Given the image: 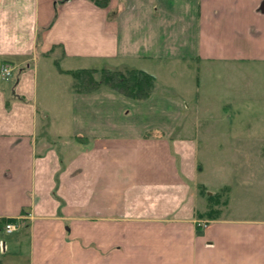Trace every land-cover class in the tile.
<instances>
[{
  "label": "crops",
  "instance_id": "obj_1",
  "mask_svg": "<svg viewBox=\"0 0 264 264\" xmlns=\"http://www.w3.org/2000/svg\"><path fill=\"white\" fill-rule=\"evenodd\" d=\"M102 1L0 0V70H14L9 81L0 74V226L20 224L13 246L0 240V254L15 252L27 229L30 264H264V218H228L197 206L189 180L205 167L188 158L181 129L203 123L209 137L214 115L202 114L209 108L196 103L174 115L172 155L165 139L118 131L121 94L103 85L79 93L72 83V126L51 131L38 76L41 70L51 78L57 61H105L111 70L154 76L151 101L163 63H264V0ZM76 70L87 69L58 73ZM106 106L110 115L97 121ZM222 129L230 135L229 126ZM162 159H172L171 168Z\"/></svg>",
  "mask_w": 264,
  "mask_h": 264
},
{
  "label": "rangeland",
  "instance_id": "obj_2",
  "mask_svg": "<svg viewBox=\"0 0 264 264\" xmlns=\"http://www.w3.org/2000/svg\"><path fill=\"white\" fill-rule=\"evenodd\" d=\"M102 3L107 4L105 0ZM56 63L57 66L50 64L53 73L51 78H47L45 73L39 71V101L48 107L47 111L43 109L42 115L44 114L45 122L50 125L49 129L62 131L63 127L66 130L72 126V96L68 87L72 83L74 87L75 79L68 74L60 75L59 68L80 67L96 70L98 71L96 78L100 80L101 71L111 70L108 67L114 64L105 61L68 64L64 60ZM11 77L8 80L3 79L9 81ZM157 78H159L157 91L151 101L133 100L123 97L122 94L118 95V110L114 114L117 115L115 121L117 118L118 131L124 135H131L132 138H136L135 140L165 139L171 144V153L174 155V115L181 107L186 111L188 107H195L196 103L203 109L209 108L206 112L202 111L205 119L211 114L214 115L210 123L211 129L215 132L212 131L209 137L202 134L203 123L196 125L192 131L189 126L181 129L183 134L181 141L192 150L188 158L200 161L205 167L204 170L199 169L195 177L189 180L198 195L197 206L203 204V209L208 214L215 215L221 212L222 216L228 218H264V63L223 65L217 62L211 64L192 61H177L174 64L166 62L160 65ZM196 82L199 84V91L194 95L190 90L194 89L192 87L196 86ZM88 86L86 84V87ZM238 89L240 95L235 91ZM183 91L185 92L182 93ZM182 97L186 99L185 102L182 101ZM108 107L106 106L104 110L101 108V113H95L97 121L105 122L106 117L110 115L107 112ZM124 109L129 111L128 116L122 113ZM215 115L224 116L223 121L216 120ZM86 122L94 121L87 118ZM225 125L229 126L230 135L223 134L222 128ZM126 128L132 131L126 133ZM199 144H202L201 147ZM176 161L179 163L178 158ZM161 163H165L163 167L169 169L173 160L166 163L162 159ZM202 185L207 191L201 188ZM226 186L232 187L231 193L220 192ZM217 192L220 195L216 200L208 196ZM22 230L24 233L20 232L21 237L14 242L17 250L10 251L4 256L0 254V264H30L29 238L23 235L28 234L29 230ZM6 233L14 232L10 233L5 227L0 226V240L13 246L9 239L18 237V233L13 235ZM1 248H5L3 242H0V250Z\"/></svg>",
  "mask_w": 264,
  "mask_h": 264
},
{
  "label": "trees",
  "instance_id": "obj_3",
  "mask_svg": "<svg viewBox=\"0 0 264 264\" xmlns=\"http://www.w3.org/2000/svg\"><path fill=\"white\" fill-rule=\"evenodd\" d=\"M101 4V0H93ZM96 70L70 71L75 79L74 90L79 93H88L98 89L101 85L108 86L123 96L133 100H145L150 97L156 86L155 77L141 70L123 68L117 70H102L100 80L96 78ZM86 84L89 85L86 87ZM216 200V196H209ZM9 220H3L7 224Z\"/></svg>",
  "mask_w": 264,
  "mask_h": 264
},
{
  "label": "built area",
  "instance_id": "obj_4",
  "mask_svg": "<svg viewBox=\"0 0 264 264\" xmlns=\"http://www.w3.org/2000/svg\"><path fill=\"white\" fill-rule=\"evenodd\" d=\"M0 74L2 78H4L5 80H8L9 77H11L13 74V68L9 65H5L1 68ZM5 228H6V231L12 233V232L17 231V229L19 228V224H17L16 222H10L6 224Z\"/></svg>",
  "mask_w": 264,
  "mask_h": 264
}]
</instances>
